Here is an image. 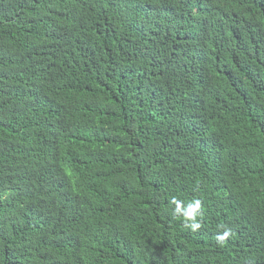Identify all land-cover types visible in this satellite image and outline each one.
I'll list each match as a JSON object with an SVG mask.
<instances>
[{
  "label": "trees",
  "instance_id": "16d2710c",
  "mask_svg": "<svg viewBox=\"0 0 264 264\" xmlns=\"http://www.w3.org/2000/svg\"><path fill=\"white\" fill-rule=\"evenodd\" d=\"M0 264H264V0H0Z\"/></svg>",
  "mask_w": 264,
  "mask_h": 264
}]
</instances>
